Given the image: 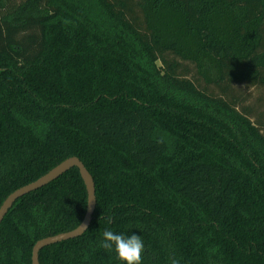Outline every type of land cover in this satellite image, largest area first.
I'll use <instances>...</instances> for the list:
<instances>
[{
    "label": "trees",
    "instance_id": "1",
    "mask_svg": "<svg viewBox=\"0 0 264 264\" xmlns=\"http://www.w3.org/2000/svg\"><path fill=\"white\" fill-rule=\"evenodd\" d=\"M242 87L264 90V0H0V206L77 156L93 218L41 264H120L105 229L140 235L143 264H264V103ZM87 204L77 168L19 198L0 264Z\"/></svg>",
    "mask_w": 264,
    "mask_h": 264
},
{
    "label": "water",
    "instance_id": "2",
    "mask_svg": "<svg viewBox=\"0 0 264 264\" xmlns=\"http://www.w3.org/2000/svg\"><path fill=\"white\" fill-rule=\"evenodd\" d=\"M72 168H77L79 170L81 178L83 179L84 184L86 186L88 201L92 200L90 203L87 204L86 213L80 223L86 225L88 229L96 208V188L93 176L91 175L85 164L77 156H70L62 160L49 171H47L45 174H43L41 177H39L37 180L30 182L12 192L0 206V224L3 221L7 212L12 208V206L19 198L48 185L49 183L56 180ZM85 232L86 231L79 230L78 225L71 230L39 239L33 246L32 264H41L39 260V253L44 247L79 237Z\"/></svg>",
    "mask_w": 264,
    "mask_h": 264
},
{
    "label": "clouds",
    "instance_id": "3",
    "mask_svg": "<svg viewBox=\"0 0 264 264\" xmlns=\"http://www.w3.org/2000/svg\"><path fill=\"white\" fill-rule=\"evenodd\" d=\"M91 201L89 200L88 203ZM108 222H111V218H108ZM79 230L87 231V226L79 224ZM99 246L110 253L114 252L120 264H143L145 246L140 235L125 236L111 229H105ZM170 264H179V260L172 258Z\"/></svg>",
    "mask_w": 264,
    "mask_h": 264
},
{
    "label": "rangeland",
    "instance_id": "4",
    "mask_svg": "<svg viewBox=\"0 0 264 264\" xmlns=\"http://www.w3.org/2000/svg\"><path fill=\"white\" fill-rule=\"evenodd\" d=\"M158 64L160 65V62ZM240 92L242 93V98L245 99L244 106L259 105L260 101L264 103V90L242 87ZM261 111L264 112V106L261 107Z\"/></svg>",
    "mask_w": 264,
    "mask_h": 264
}]
</instances>
